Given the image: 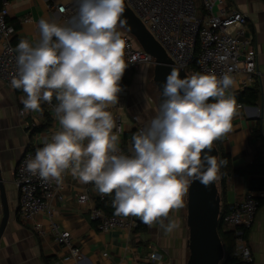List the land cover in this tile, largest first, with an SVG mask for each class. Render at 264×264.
<instances>
[{"label": "clouds", "instance_id": "obj_1", "mask_svg": "<svg viewBox=\"0 0 264 264\" xmlns=\"http://www.w3.org/2000/svg\"><path fill=\"white\" fill-rule=\"evenodd\" d=\"M124 11L125 0H79L66 24L41 19L39 42L17 45L11 86L26 94V111H41V101L55 96L60 125L25 162V171L58 185L70 173L101 195L114 193L115 215L171 233L178 222L170 214L184 207L191 184L208 187L220 179L225 161L210 153L232 129L236 100L230 89L236 82L231 70L181 78L173 68L157 114L133 135L131 155L123 154V128L108 109L119 102L129 65L117 30L126 25Z\"/></svg>", "mask_w": 264, "mask_h": 264}, {"label": "crops", "instance_id": "obj_2", "mask_svg": "<svg viewBox=\"0 0 264 264\" xmlns=\"http://www.w3.org/2000/svg\"><path fill=\"white\" fill-rule=\"evenodd\" d=\"M55 1L67 3L71 0ZM48 3L49 0H9V21L15 27L13 43L16 48L21 40H27L33 46L39 42L38 25L41 19L66 24L59 13L49 8ZM227 5L249 16L248 28L257 43L260 73L254 75L253 82L246 86L242 83L244 75L240 74L235 91H230L235 96L245 88L256 87L259 98L255 104H242L235 99L236 115L232 120V129L221 138L222 149L229 156L232 166V172L226 175L224 189L220 188L222 203L225 204L241 199L248 192L259 198L264 197V192L249 189V180L256 175L241 171L259 154L264 156V1L227 0ZM148 69V66H143L130 74V92L124 100V108L129 111L131 118L136 115L145 127L158 112L144 89L143 82ZM25 97V93L12 88L0 78V165L9 206V220L0 242V264H73L63 261L65 249L55 241L52 233L39 235L18 215L19 189L15 182V169L27 149L39 141L40 134L44 135L49 130V124L42 130H36L49 118L47 113L42 115V107L38 112L26 111L24 115L19 113V109L24 108L22 100ZM124 122L126 131L121 142L126 143L133 136V122ZM35 123L37 126L33 127ZM85 190L89 193L90 201L81 204L77 197ZM60 193L61 199L54 197L50 201L51 213L42 212L35 220L47 230L51 219L56 220L62 228L70 230L74 243L82 249V264H147L146 255L151 248H157L163 254L166 264L187 263V198L186 202L184 198L183 208L170 214V219L178 222V227L171 233H165L159 225L149 227L138 217L137 220L146 229L142 225V230L114 229L101 232L90 216L91 208L96 205L95 199L99 196L94 184L81 183L66 173ZM2 216L0 198V222ZM247 239L254 255V264H264V203L259 207L255 221L247 232ZM104 252L107 255H103Z\"/></svg>", "mask_w": 264, "mask_h": 264}, {"label": "built area", "instance_id": "obj_3", "mask_svg": "<svg viewBox=\"0 0 264 264\" xmlns=\"http://www.w3.org/2000/svg\"><path fill=\"white\" fill-rule=\"evenodd\" d=\"M126 1L177 66L187 71L195 61L198 72H215L218 76L231 70L235 82L239 80L240 74L244 75L242 83L245 86L253 82L254 75H259L258 47L254 37L249 33V16L239 9L228 7L227 0H202L204 12L199 9L196 0ZM48 5L67 23L76 14L79 0H71L67 3L49 0ZM9 15V0H0V78L11 86V80L17 72L16 57L19 53L13 43L15 27L9 21ZM117 30L121 32L125 41V60L129 63L120 82L122 91L119 93V102L115 105L119 109L130 92L128 83L130 74L145 65L154 64V57L143 49L131 34L124 30ZM19 90L23 92L22 89ZM230 91L234 92L235 87ZM57 103L55 97L51 103L41 101L42 115L47 113L50 118L49 130L44 135L40 134L39 141L27 149L15 169V182L19 189L18 215L39 235L52 233L55 241L65 249L63 261L82 264L84 261L82 249L74 243L70 230L62 228L54 219H51L49 230H47L35 220L42 212L51 213L52 198H62L60 190L64 186L65 176L63 183L58 185L55 181H43L25 171V162L35 156L38 148L43 147L44 139L50 140L52 134L60 130L53 110ZM108 110L110 111V108ZM19 113L24 115L26 110L20 108ZM112 114L117 127L123 128V132L120 133V150L123 154L131 155L133 136L126 143L121 142L126 131L125 122L120 114ZM132 122L133 135L145 127L136 115L132 116ZM34 126L36 127L37 124H33ZM105 196L99 194L101 199ZM77 200L81 204H87L90 201L89 193L85 190L78 195ZM259 204V197L248 192L241 199L227 203L224 212L220 213L223 229L234 233L235 254L244 264L254 263L247 232L255 221ZM90 216L96 228L101 232L114 229L130 231L139 224L136 217L108 214L96 205L91 208ZM103 255H107V252ZM146 261L147 264H166L163 254L157 248H151L146 255Z\"/></svg>", "mask_w": 264, "mask_h": 264}, {"label": "water", "instance_id": "obj_4", "mask_svg": "<svg viewBox=\"0 0 264 264\" xmlns=\"http://www.w3.org/2000/svg\"><path fill=\"white\" fill-rule=\"evenodd\" d=\"M122 19L126 25L122 30L131 34L136 42L154 57L153 80L160 92L158 106L162 102L163 83L173 68L180 71L181 78L190 75L186 69L174 64L165 48L156 40L144 22L136 15L125 0V11ZM219 161V150L215 144L210 153ZM0 198L3 216L0 222L1 237L9 220V206L5 194L2 167L0 165ZM221 213V194L218 180L208 187L194 181L187 194L186 223L189 230L187 246L189 256L186 264H220L225 251L218 229Z\"/></svg>", "mask_w": 264, "mask_h": 264}, {"label": "trees", "instance_id": "obj_5", "mask_svg": "<svg viewBox=\"0 0 264 264\" xmlns=\"http://www.w3.org/2000/svg\"><path fill=\"white\" fill-rule=\"evenodd\" d=\"M264 1V0H263ZM199 3V9L204 12V7L202 4V0H197ZM197 51H198V46H197ZM196 51V52H197ZM188 73L191 75L194 72H198L196 68V63L195 61L191 64L189 69L187 70ZM192 71V72H190ZM55 97V96H54ZM259 98V90L256 87H249L245 88L243 91L235 94V99L239 103H246V104H255ZM56 100V99H55ZM209 102H215L210 100ZM46 123L43 126H38L36 127V130H42L44 126L49 124V118L46 119ZM218 150H219V160H224L225 163L221 166L220 168V179L218 180V185H219V190L224 189L225 186V180H226V175L230 172H232V166H231V161L229 156L224 152L222 149V144H221V139L216 141L214 143ZM242 172L250 174V175H256L250 178L249 180V189L253 190H260L264 192V156L259 154L254 161L249 164L246 168L241 169ZM221 194V214L224 212L226 205L224 202L222 203V190L220 191ZM264 197H260V204L259 207L264 203ZM114 199V193L112 195H106L103 199H101L99 196L96 197V206L103 208L106 213L108 214H113L115 213V209L112 205V201ZM142 223L139 222L138 226L135 228L141 229L142 228ZM223 222L221 216L219 217V223H218V229L219 233L221 236V240L223 243L225 255L223 260L221 261L220 264H244L240 260V258L235 254V236L232 231L229 230H224L223 229ZM143 229H146V227L143 225ZM142 230V229H141ZM254 264V263H251Z\"/></svg>", "mask_w": 264, "mask_h": 264}, {"label": "rangeland", "instance_id": "obj_6", "mask_svg": "<svg viewBox=\"0 0 264 264\" xmlns=\"http://www.w3.org/2000/svg\"><path fill=\"white\" fill-rule=\"evenodd\" d=\"M198 4L199 3L197 2V5ZM118 29L122 30L119 27H118ZM145 66H148V68H149L147 71L146 77H145L146 79L143 82L145 93H146V96H148V99L152 101V103L155 105L156 110L158 111L159 110L158 97H159L160 92L157 88V85L154 83V80H153L154 64H149V65H145ZM125 104L123 102L122 106L119 109H116L115 106H111L110 111L113 113L118 112L122 116V119L124 121L131 123L132 122L131 114L129 113V111H127L124 108ZM186 198H187V195L185 197V202H186ZM186 205H187V203H186ZM186 213H187V209H186Z\"/></svg>", "mask_w": 264, "mask_h": 264}]
</instances>
